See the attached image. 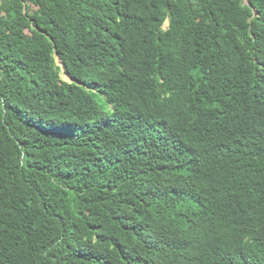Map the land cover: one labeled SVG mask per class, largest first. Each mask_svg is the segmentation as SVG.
Listing matches in <instances>:
<instances>
[{"label": "trees", "instance_id": "trees-1", "mask_svg": "<svg viewBox=\"0 0 264 264\" xmlns=\"http://www.w3.org/2000/svg\"><path fill=\"white\" fill-rule=\"evenodd\" d=\"M0 264H264V0H0Z\"/></svg>", "mask_w": 264, "mask_h": 264}, {"label": "rangeland", "instance_id": "rangeland-1", "mask_svg": "<svg viewBox=\"0 0 264 264\" xmlns=\"http://www.w3.org/2000/svg\"><path fill=\"white\" fill-rule=\"evenodd\" d=\"M245 2H248V0H245ZM166 26H168V22L166 23ZM57 59H58V63L60 65H64L59 57ZM62 77H63V79H65L67 81H72L71 77L67 73H65L64 71L62 73Z\"/></svg>", "mask_w": 264, "mask_h": 264}]
</instances>
